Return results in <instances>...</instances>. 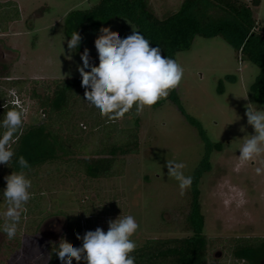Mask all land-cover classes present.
<instances>
[{"label":"rangeland","instance_id":"obj_1","mask_svg":"<svg viewBox=\"0 0 264 264\" xmlns=\"http://www.w3.org/2000/svg\"><path fill=\"white\" fill-rule=\"evenodd\" d=\"M183 1L150 0V6L163 18L179 10ZM246 1L264 25V0L257 6L252 0ZM97 2L0 0V105L11 102L17 94L23 101V120L40 121L43 115L31 97L32 89L45 93L54 80L80 77L77 66L82 65L85 48L92 62L98 64L94 40L101 27H110L121 38L138 31L127 18L114 17L98 29L83 31L80 46L70 51V37L65 32L68 14ZM176 60L184 68L175 89L179 103L172 100L171 91L167 98L145 107L139 115L140 152L125 157L121 175L89 178L75 168L66 170V165L48 163L37 175L28 177L36 183L32 184L33 196L22 214L16 238L8 240L0 232V264H42L61 237L79 247L82 242L77 234L83 236L97 227L106 232L109 219L121 214L134 216L140 225L132 237L137 247L150 238L191 235L185 220L192 186L181 196L178 182L167 175L165 165L167 160L183 163L184 175L193 178L209 149L203 132L211 142L223 145L221 150L211 148V167L198 183L204 234L212 240L209 264H245L233 258L225 239L264 236V153L242 164L238 160L239 146L253 132L245 116L247 104L264 109L250 91L259 66L222 36H196L190 48L176 54ZM15 80L25 82L15 85ZM76 106L83 111L91 107L83 99ZM86 120L92 121L89 117ZM117 122L131 128L136 119L128 113ZM5 176L0 164V213L6 210L2 195Z\"/></svg>","mask_w":264,"mask_h":264},{"label":"trees","instance_id":"obj_2","mask_svg":"<svg viewBox=\"0 0 264 264\" xmlns=\"http://www.w3.org/2000/svg\"><path fill=\"white\" fill-rule=\"evenodd\" d=\"M260 1L252 0V3L257 6ZM118 16L133 22L150 41V46H159L163 56L174 59L178 52L190 48L196 36H222L238 53L259 66L250 91L253 99L264 105V25H260L252 5L246 0H184L179 10L163 18L152 10L150 0H98L89 8L70 12L65 32L71 37L74 31L81 34L87 29L95 30ZM24 82L15 80L12 83L21 85ZM53 84L45 88V93L32 89L31 97L37 101L43 117L35 123L23 120V127L13 135L10 147L15 156L8 166L4 165L6 175L20 170L19 156H24L31 166L30 170H25L28 177L37 175L48 163L66 165V170L75 168L89 178L121 175L125 157L140 152L139 115L130 112L136 119L134 127L119 126L118 120L102 117L93 107L84 111L76 109V104L81 99L84 101L81 77L58 79ZM223 89L221 81L219 90L222 92ZM170 97L179 103L175 89ZM13 107L19 109L11 102L2 103L0 120ZM87 117L92 121H87ZM191 121L202 129L196 119L191 118ZM110 125L115 126L108 127ZM2 130L0 128V134ZM203 135L209 149L193 175L190 210L185 220L186 229L193 233L183 237L147 239L132 254L136 264L210 263L212 240L204 234L205 215L199 200L198 183L203 172L211 167V148L221 150L223 145L211 142L204 132ZM93 137L95 139L90 140ZM225 242L236 260L245 264H264V236L235 237L225 239ZM57 246L50 248L42 264H61L54 252ZM73 264H76L75 260Z\"/></svg>","mask_w":264,"mask_h":264},{"label":"clouds","instance_id":"obj_3","mask_svg":"<svg viewBox=\"0 0 264 264\" xmlns=\"http://www.w3.org/2000/svg\"><path fill=\"white\" fill-rule=\"evenodd\" d=\"M82 41L81 35L74 31L67 39L70 51L77 49ZM98 64L92 62L89 49L81 53L82 65L77 66L81 86L85 89L84 101L109 120H118L135 110L140 115L145 107L155 105L167 98L183 78L184 68L174 58L163 56L159 46H150V41L139 31L133 30L124 38L110 27H101L94 40ZM247 104L245 116L252 127V134L239 146V163L252 160L264 153V109L253 108ZM24 111L15 107L8 109L0 120V164L8 166L15 156L10 147L13 135L23 127ZM244 131V128H241ZM19 171L4 177L6 187L3 198L6 210L0 213L3 223L0 232L8 240L16 238L22 214L32 199V181L25 170L31 166L24 156L17 159ZM167 175L174 178L183 196L193 183L191 176H185L183 163L167 160ZM260 169H257V173ZM140 225L132 215H119L109 219L108 230L101 227L86 231L83 236L76 235L81 246H73L61 237L54 252L61 264H136L132 255L137 244L132 237ZM51 256H49V259Z\"/></svg>","mask_w":264,"mask_h":264},{"label":"built area","instance_id":"obj_4","mask_svg":"<svg viewBox=\"0 0 264 264\" xmlns=\"http://www.w3.org/2000/svg\"><path fill=\"white\" fill-rule=\"evenodd\" d=\"M12 104L18 107L19 109H23V101L19 98V96L16 94L15 98L12 99Z\"/></svg>","mask_w":264,"mask_h":264}]
</instances>
